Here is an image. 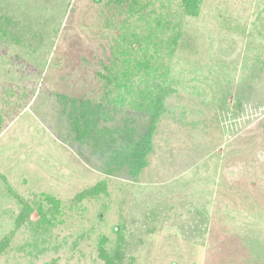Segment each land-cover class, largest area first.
<instances>
[{
	"label": "rangeland",
	"instance_id": "rangeland-1",
	"mask_svg": "<svg viewBox=\"0 0 264 264\" xmlns=\"http://www.w3.org/2000/svg\"><path fill=\"white\" fill-rule=\"evenodd\" d=\"M138 2L0 0V264H264V0ZM161 87L134 177L98 138Z\"/></svg>",
	"mask_w": 264,
	"mask_h": 264
},
{
	"label": "trees",
	"instance_id": "trees-1",
	"mask_svg": "<svg viewBox=\"0 0 264 264\" xmlns=\"http://www.w3.org/2000/svg\"><path fill=\"white\" fill-rule=\"evenodd\" d=\"M138 1L140 0H113V2L116 3L121 10H122V7L126 4H130V6H133V5L136 6V4L139 5ZM201 2L202 0H182V4H183L182 10L187 16H197ZM170 39L172 41L175 39L174 42H177V39L179 38L175 36V34H172ZM141 63L145 64L143 62ZM131 64H132V61H130L127 64L128 66H127V70L125 71L126 73H130L132 71L136 72V67L134 63L132 65ZM142 66H145V65H142ZM110 81L113 85H115V88L118 89L117 91L120 90V87L123 88L124 86L122 85L123 81L121 79L117 82L116 79L111 78ZM159 92L160 93L158 94L156 98H153L151 95H149L148 102H146L147 99L145 100V98L143 97L139 99L140 102L138 104L143 106L144 111L151 115L150 125L148 126L146 132L143 135H138L137 137L135 136V132L134 133L132 132L133 129L123 128L122 129L123 132L117 135L116 138L110 131H106V136L110 141L109 143L105 140L103 133L98 138V140H101L102 143L105 145L103 146V153H104V147H106L107 153L105 154L107 156H110V158L115 157V160H120L118 161V163L122 166H126L128 168L129 173L132 174V176L134 177L139 176L140 173L147 167V164H148L147 159L153 149V135L156 129V124L158 122V119L163 109L165 95L168 93L167 88H163V87L160 88ZM121 94L124 95L123 92H121ZM122 98L123 97H120L119 95H117L113 100L118 101ZM73 103L74 104H71V107L77 104L76 101ZM81 110L83 111L82 116L85 119L90 120V116L92 114L86 112L84 109H81ZM74 116H75L74 113H71V117H74ZM90 121H91L90 126H87L86 131L84 128L82 129L80 127H78V130H81L82 135L86 134L87 131H90L89 133H87V135L90 134V136H87V137H92L93 139L94 138L93 134H95V132L97 131V126L96 125L94 126L92 119ZM97 191L98 189H94L90 191V194H93ZM31 211H32V208L27 206L25 208V211L22 212L21 218L19 217V220H18L19 223L21 221L28 220L30 217L29 215ZM38 213L40 215L39 219L47 222L48 215L45 212L44 208H42L41 206H38ZM3 243L6 244L7 241H3ZM113 253L114 254L110 255L108 252L102 251L101 255L103 256L106 264H119L120 259L118 256V251H114ZM115 254H117L119 261L116 260Z\"/></svg>",
	"mask_w": 264,
	"mask_h": 264
}]
</instances>
